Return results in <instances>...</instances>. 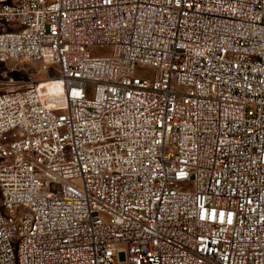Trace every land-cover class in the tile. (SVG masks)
<instances>
[{"label": "built area", "instance_id": "1", "mask_svg": "<svg viewBox=\"0 0 264 264\" xmlns=\"http://www.w3.org/2000/svg\"><path fill=\"white\" fill-rule=\"evenodd\" d=\"M20 60L0 264H264V0H0Z\"/></svg>", "mask_w": 264, "mask_h": 264}, {"label": "rangeland", "instance_id": "2", "mask_svg": "<svg viewBox=\"0 0 264 264\" xmlns=\"http://www.w3.org/2000/svg\"><path fill=\"white\" fill-rule=\"evenodd\" d=\"M45 76L39 68V65L30 60H20L14 64H0V90L5 88V84L12 78L17 83V87L29 84L32 80L41 79ZM51 85V84H50ZM42 83V91L45 94L56 93L57 88Z\"/></svg>", "mask_w": 264, "mask_h": 264}, {"label": "bare ground", "instance_id": "3", "mask_svg": "<svg viewBox=\"0 0 264 264\" xmlns=\"http://www.w3.org/2000/svg\"><path fill=\"white\" fill-rule=\"evenodd\" d=\"M41 83H45V81H42ZM46 84L50 85L49 83H46Z\"/></svg>", "mask_w": 264, "mask_h": 264}]
</instances>
